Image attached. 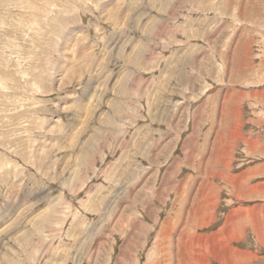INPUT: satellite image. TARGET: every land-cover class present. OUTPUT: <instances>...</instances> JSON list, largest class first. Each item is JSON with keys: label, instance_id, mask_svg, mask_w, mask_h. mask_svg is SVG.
I'll list each match as a JSON object with an SVG mask.
<instances>
[{"label": "rangeland", "instance_id": "rangeland-1", "mask_svg": "<svg viewBox=\"0 0 264 264\" xmlns=\"http://www.w3.org/2000/svg\"><path fill=\"white\" fill-rule=\"evenodd\" d=\"M0 264H264V0H0Z\"/></svg>", "mask_w": 264, "mask_h": 264}]
</instances>
